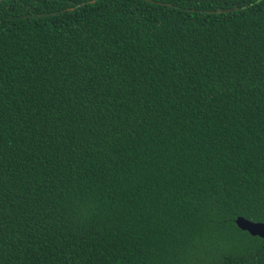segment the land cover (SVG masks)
Returning <instances> with one entry per match:
<instances>
[{
    "label": "trees",
    "instance_id": "1",
    "mask_svg": "<svg viewBox=\"0 0 264 264\" xmlns=\"http://www.w3.org/2000/svg\"><path fill=\"white\" fill-rule=\"evenodd\" d=\"M264 0H0V264H264Z\"/></svg>",
    "mask_w": 264,
    "mask_h": 264
},
{
    "label": "water",
    "instance_id": "2",
    "mask_svg": "<svg viewBox=\"0 0 264 264\" xmlns=\"http://www.w3.org/2000/svg\"><path fill=\"white\" fill-rule=\"evenodd\" d=\"M234 225L250 236L264 238V221H251L241 216H236L233 220Z\"/></svg>",
    "mask_w": 264,
    "mask_h": 264
}]
</instances>
